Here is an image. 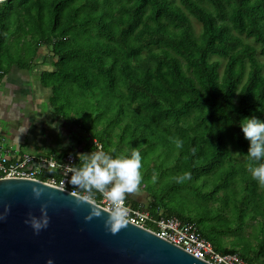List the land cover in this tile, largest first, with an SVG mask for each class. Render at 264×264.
Returning <instances> with one entry per match:
<instances>
[{
	"label": "trees",
	"instance_id": "obj_1",
	"mask_svg": "<svg viewBox=\"0 0 264 264\" xmlns=\"http://www.w3.org/2000/svg\"><path fill=\"white\" fill-rule=\"evenodd\" d=\"M40 46L54 60L41 78L56 113L79 126L69 97L84 92L109 115L92 129L95 109L87 153H149L148 165L165 174L157 188L145 185L147 209L193 223L220 253L264 264V182L252 176L259 161L246 155L240 128L245 117L264 119V0H0V77ZM65 103L74 111H63ZM60 176L50 169L39 179ZM123 199L140 205L130 192ZM248 221L256 245L236 239L226 247L222 237L240 236Z\"/></svg>",
	"mask_w": 264,
	"mask_h": 264
},
{
	"label": "water",
	"instance_id": "obj_2",
	"mask_svg": "<svg viewBox=\"0 0 264 264\" xmlns=\"http://www.w3.org/2000/svg\"><path fill=\"white\" fill-rule=\"evenodd\" d=\"M33 186L43 189L37 199ZM49 222L38 233L25 223L28 213ZM0 264H209L151 230L125 221L106 227L110 211L80 195L40 180L0 178ZM98 213V214H97Z\"/></svg>",
	"mask_w": 264,
	"mask_h": 264
},
{
	"label": "crops",
	"instance_id": "obj_3",
	"mask_svg": "<svg viewBox=\"0 0 264 264\" xmlns=\"http://www.w3.org/2000/svg\"><path fill=\"white\" fill-rule=\"evenodd\" d=\"M53 64L48 49L40 46L27 65L10 64L0 77L1 131L17 155L23 154L20 149L25 144L50 145L60 153H87L85 134L71 122L66 129L65 121L70 119L64 121L56 113L50 103L51 88L40 81L43 73L55 71ZM52 123L58 128L50 127Z\"/></svg>",
	"mask_w": 264,
	"mask_h": 264
},
{
	"label": "built area",
	"instance_id": "obj_4",
	"mask_svg": "<svg viewBox=\"0 0 264 264\" xmlns=\"http://www.w3.org/2000/svg\"><path fill=\"white\" fill-rule=\"evenodd\" d=\"M95 144L100 148L99 144L96 142ZM74 161L75 157L70 153H66L60 158L42 153L17 155V153H13L10 149L0 144V178L40 180L39 177L43 175L45 170L55 169L61 173L60 178L47 177L43 182L64 189L72 194H77L84 198L87 197L86 199L95 202L84 192V189L70 182L69 178L72 174L70 166H74ZM96 191L100 194V200L95 203L111 212L114 208V203L108 198L106 191ZM122 207L127 210V221L151 230L156 235L209 264H249L235 253L218 252L210 241L199 234L193 223L174 216L165 217L159 208L150 211L141 204L134 207L124 199Z\"/></svg>",
	"mask_w": 264,
	"mask_h": 264
},
{
	"label": "clouds",
	"instance_id": "obj_5",
	"mask_svg": "<svg viewBox=\"0 0 264 264\" xmlns=\"http://www.w3.org/2000/svg\"><path fill=\"white\" fill-rule=\"evenodd\" d=\"M50 127L58 128V124L52 123ZM240 128L249 142L246 155L259 161L255 167L251 168L252 176L264 182V119L256 115L245 117L240 122ZM77 155L82 163L78 167L70 166L72 172L70 182L87 190L90 195L93 189L106 191L108 198L114 203V208L106 221V227L113 232L117 231L126 221L127 210L122 207L124 193L135 191L141 182L140 151L133 148L131 155L121 154L115 157L99 150ZM32 191L34 197L38 199L43 189L33 186ZM8 211L9 206H5L4 213H0V219H3ZM40 213V216H36L29 212L25 220V223L30 224L36 233L47 227L49 222L45 205H41ZM47 264H53V260L49 258Z\"/></svg>",
	"mask_w": 264,
	"mask_h": 264
},
{
	"label": "rangeland",
	"instance_id": "obj_6",
	"mask_svg": "<svg viewBox=\"0 0 264 264\" xmlns=\"http://www.w3.org/2000/svg\"><path fill=\"white\" fill-rule=\"evenodd\" d=\"M193 26H194L195 30L198 32L199 26L196 23H193ZM257 57H258L259 61L264 63V57L260 56L259 54H257ZM42 80L46 81V77H45V79L41 78L40 81L42 82ZM71 87H73L72 84L68 85L66 88V92H68V94L71 91L70 90ZM70 94H71V96L69 97V99L72 98L73 104H75L77 106V108H75V106H73V105H66V103H65L66 107L61 106V109L63 111H69V110L74 111V108L76 109V111H74V112H78V114H79V117L77 116L78 118H76V123L79 124V127H80V129H78V130H80L81 133L83 132L82 134H85V138H86L88 131L93 132L92 130H88L87 127L91 123V120L94 119V117L97 115V111H98V119L95 121L96 126L93 127L92 129L101 130L102 129V122L104 121L103 119H106L107 116H109V115L106 114V117L103 116V113L101 112V110L98 109V107L100 108V106H101V102L99 103V105H97L95 103L98 96L91 97V96H89V94H85L84 92H79L76 95H74L73 93H70ZM58 103H60V101ZM58 106H59V104H58ZM41 107H43V105ZM72 107H74V108L72 109ZM95 109H97V111ZM85 112H88V114L86 115ZM89 113H91V114H89ZM67 122H72V121H70V120L65 121L66 129L68 128V125H69V124H67ZM107 137H108L107 143H109L110 137H111L112 141H115L114 132H112L111 135H108ZM90 141H91V139L87 135L86 146ZM0 144H2V146H7V145L10 146L11 151L13 153L17 152L16 149L13 146H11L7 137L2 133L1 125H0ZM41 147H43V148H41ZM41 147L37 146L35 144H25L21 147L20 151L23 154H36L39 152L42 154H46V153L49 154V152H54L57 154L60 153L59 149L52 148V146H50V145L41 146ZM109 148H111V147H109ZM150 158H151V155L149 153H147L146 157H144L142 159L141 169H140V173H141V182L140 183L141 184L138 185V188L135 191L130 192V196L134 199H138L139 203L145 208H147V202L150 200L149 193L144 188L145 185L148 183V181H152V183H154V187L157 188L159 186V184L163 183L164 178L161 176L165 174V172L161 171L162 173L159 175L157 173L158 170H156V168H155L156 167L155 164L148 165ZM166 165L170 166V163L166 162ZM143 176H145L147 179L144 178ZM252 224H254L253 221H248L247 225L241 231L240 236H237L236 234H234V235L228 234L226 236H223L222 239L224 241V245L226 247H229L230 241L234 240L236 242V239L239 240V242L241 241V239H247L251 244L256 245V239L254 238L255 230L253 228L254 225L252 226ZM252 231H253V233H252ZM262 256H263V261H264V252H263V254H260L259 257H262Z\"/></svg>",
	"mask_w": 264,
	"mask_h": 264
}]
</instances>
